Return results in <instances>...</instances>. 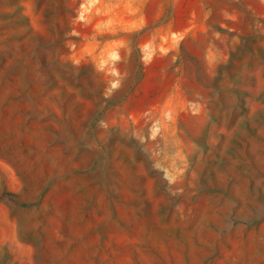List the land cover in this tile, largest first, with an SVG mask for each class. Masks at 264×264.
<instances>
[{"label":"rangeland","instance_id":"obj_1","mask_svg":"<svg viewBox=\"0 0 264 264\" xmlns=\"http://www.w3.org/2000/svg\"><path fill=\"white\" fill-rule=\"evenodd\" d=\"M0 264H264V0H0Z\"/></svg>","mask_w":264,"mask_h":264}]
</instances>
